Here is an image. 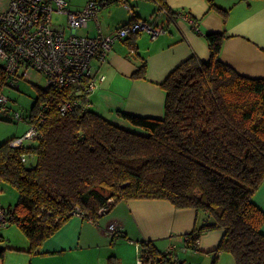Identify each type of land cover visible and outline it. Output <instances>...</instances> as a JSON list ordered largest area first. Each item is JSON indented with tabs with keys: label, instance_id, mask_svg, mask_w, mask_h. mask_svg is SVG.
I'll use <instances>...</instances> for the list:
<instances>
[{
	"label": "trees",
	"instance_id": "1",
	"mask_svg": "<svg viewBox=\"0 0 264 264\" xmlns=\"http://www.w3.org/2000/svg\"><path fill=\"white\" fill-rule=\"evenodd\" d=\"M153 1L176 17L165 0ZM211 8L229 15L213 2ZM226 37L207 33L209 60L194 55L161 84L162 118L119 111L111 120L72 89H39L29 116L39 138L0 145V180L19 194L9 226L28 238L29 253H39L79 210L97 223L122 201L161 199L205 215L185 236L187 249L199 252L201 236L221 229L212 264L221 253L236 264H264V210L254 201L264 182V78L243 76L222 61ZM147 68L144 61L133 78L145 80ZM9 79L0 65V95ZM66 101L73 107L63 114ZM139 248L143 264H184L151 240ZM6 251L0 248V257Z\"/></svg>",
	"mask_w": 264,
	"mask_h": 264
},
{
	"label": "crops",
	"instance_id": "2",
	"mask_svg": "<svg viewBox=\"0 0 264 264\" xmlns=\"http://www.w3.org/2000/svg\"><path fill=\"white\" fill-rule=\"evenodd\" d=\"M66 1L71 10L78 11L93 0ZM165 2L169 9L177 12L175 18H170L165 11L160 10L153 0H110V4L103 5L99 10L98 19L105 34L130 24L133 21L132 13L137 19L162 25L166 30L156 39L141 33L119 41L105 62L92 63L93 71L106 77L90 98V108L99 114L111 120L118 119L119 111L162 118L166 97L161 84L192 56L203 61L209 60L210 49L206 39L209 32H226L221 54L224 63L243 76L264 78V0ZM212 2L229 11L228 17L224 18L220 11L212 9ZM182 14L188 15L189 19H185ZM83 30L85 35L96 36V21L91 20ZM144 61L148 66L147 78H133ZM26 122L30 126V122ZM24 130L15 132L9 122L0 120V145L21 138L17 136L23 134ZM5 187V182L0 180V193ZM2 198L0 204L4 208L14 207L13 203L5 206ZM254 201L264 210V182L256 192ZM204 221L203 213L176 208L168 200L122 201L97 223L74 216L44 242L37 254L28 252L30 242L27 237L18 243L3 234L8 231L7 227L1 229L0 248H7V251L4 257H0V264H138L139 242L142 240L153 241L163 252L173 248L174 256L184 264L192 260L209 264L210 260L204 252L209 253L218 247L223 230L216 229L203 234L198 243L199 252L187 249L184 242L185 236ZM111 224L121 230L120 237L115 238L109 232ZM262 230L264 232V225ZM219 255L220 258L228 256ZM223 263L221 260L220 264ZM226 263L235 262L229 258Z\"/></svg>",
	"mask_w": 264,
	"mask_h": 264
},
{
	"label": "built area",
	"instance_id": "3",
	"mask_svg": "<svg viewBox=\"0 0 264 264\" xmlns=\"http://www.w3.org/2000/svg\"><path fill=\"white\" fill-rule=\"evenodd\" d=\"M105 4L106 0H93L82 10L74 11L66 0H11L8 10L0 12V65L10 78L9 86L19 89L20 81L30 79L31 72L36 71L47 79L48 88L57 91L72 89L76 95L85 96L90 102L99 83L106 79L93 71L94 61L105 62L119 41L141 33L156 39L166 31L162 25L135 19L132 13L133 21L130 24L105 34L98 19V12ZM55 15L66 17L70 34L67 35L65 26L54 22ZM182 15L189 19L188 15ZM91 20L96 21L97 35H78V29L87 28ZM72 107L73 104L66 101L62 104V113H69ZM46 108L47 105H44L42 110ZM0 117L13 122L27 119L10 107L4 93L0 95ZM38 138V128L30 123V130L11 145L21 147L26 141L33 142ZM106 211L107 208H103L100 213ZM76 214L83 217L80 210ZM9 224V209L0 204V229ZM109 232L116 236L121 230L111 224ZM138 253V264H143L140 248ZM168 253H173V248Z\"/></svg>",
	"mask_w": 264,
	"mask_h": 264
},
{
	"label": "rangeland",
	"instance_id": "4",
	"mask_svg": "<svg viewBox=\"0 0 264 264\" xmlns=\"http://www.w3.org/2000/svg\"><path fill=\"white\" fill-rule=\"evenodd\" d=\"M11 0H0V12H4L8 10L9 4ZM54 22L61 24L65 26L66 28V33L67 35L70 34V29L69 26L66 22V17L64 15H55L54 16ZM78 35H85V30L78 29L77 32ZM48 88V83L47 79L40 74L39 72L32 71L31 72V78L30 79H23L19 83V89L8 86L4 90V95L9 99V105L11 108H13L15 111H18L26 117V121L29 119V116L32 113V107L35 103L37 93L39 89H47ZM26 121H21V122H9L10 125L15 128V132L21 133L23 129L24 131L30 130V126L27 124ZM25 132L23 134H19L17 137H22L24 136ZM31 141H26L25 144H30ZM5 188L2 193H0V197L3 196L2 201L5 206H9L10 203H13L12 206H15L17 201H18V191L15 187L12 185L6 184L5 183ZM8 231H4V235H9L11 239L14 241H17L20 243L21 240L26 239L25 234L22 232V230L17 226V225H10L6 228ZM206 257L209 258L210 262L209 264H212L213 258H214V253H207L204 252ZM222 254H227V253H222ZM228 256H225L223 258H220L221 255H219L218 258V263H221V260L224 261L223 264H227L226 262L229 260H233L236 264V261L234 257L231 254H227ZM200 259L201 257H197ZM138 262V259H137ZM186 264H204L202 261H188Z\"/></svg>",
	"mask_w": 264,
	"mask_h": 264
},
{
	"label": "bare ground",
	"instance_id": "5",
	"mask_svg": "<svg viewBox=\"0 0 264 264\" xmlns=\"http://www.w3.org/2000/svg\"><path fill=\"white\" fill-rule=\"evenodd\" d=\"M159 14V13H158Z\"/></svg>",
	"mask_w": 264,
	"mask_h": 264
}]
</instances>
